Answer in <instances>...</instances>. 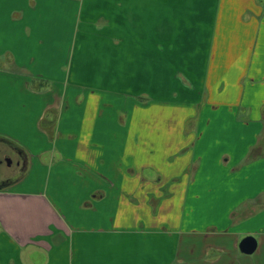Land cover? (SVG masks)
I'll use <instances>...</instances> for the list:
<instances>
[{
	"label": "crops",
	"instance_id": "1",
	"mask_svg": "<svg viewBox=\"0 0 264 264\" xmlns=\"http://www.w3.org/2000/svg\"><path fill=\"white\" fill-rule=\"evenodd\" d=\"M0 63V264H264V0H0Z\"/></svg>",
	"mask_w": 264,
	"mask_h": 264
},
{
	"label": "flooded vegetation",
	"instance_id": "2",
	"mask_svg": "<svg viewBox=\"0 0 264 264\" xmlns=\"http://www.w3.org/2000/svg\"><path fill=\"white\" fill-rule=\"evenodd\" d=\"M8 151L16 154L17 160L12 164L10 159H6L7 170H5L3 175L0 177V189L14 184L22 175L24 168L26 167V156L24 152L9 142H4Z\"/></svg>",
	"mask_w": 264,
	"mask_h": 264
},
{
	"label": "rangeland",
	"instance_id": "3",
	"mask_svg": "<svg viewBox=\"0 0 264 264\" xmlns=\"http://www.w3.org/2000/svg\"><path fill=\"white\" fill-rule=\"evenodd\" d=\"M1 64V63H0ZM61 81H59V80H55V84L57 83L58 85L59 84H61L60 83ZM56 84V85H57ZM0 145H1V143H0ZM0 174L2 173V172H4L5 170H7V166H6V159H10L11 160V162H12V164H14L15 163V161L17 160V156H16V154H14V153H12V151H7V152H1L0 151ZM27 167H28V165H27ZM27 167H25L26 169H27ZM24 168V169H25ZM252 258H254V256H252ZM264 261V252H263V254H262V262Z\"/></svg>",
	"mask_w": 264,
	"mask_h": 264
},
{
	"label": "water",
	"instance_id": "4",
	"mask_svg": "<svg viewBox=\"0 0 264 264\" xmlns=\"http://www.w3.org/2000/svg\"><path fill=\"white\" fill-rule=\"evenodd\" d=\"M255 248H256V239L252 236H246L242 238L239 243V250L245 254H250L254 252Z\"/></svg>",
	"mask_w": 264,
	"mask_h": 264
}]
</instances>
